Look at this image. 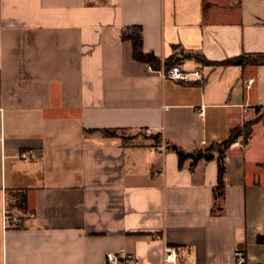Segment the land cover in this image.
Returning <instances> with one entry per match:
<instances>
[{
	"label": "crops",
	"instance_id": "obj_1",
	"mask_svg": "<svg viewBox=\"0 0 264 264\" xmlns=\"http://www.w3.org/2000/svg\"><path fill=\"white\" fill-rule=\"evenodd\" d=\"M131 27L145 54L203 82L135 62ZM243 55H264V0H0V264H105L120 250L139 264H237V252L264 264V65L219 66ZM248 122L220 213L216 162L179 168L152 143L190 152ZM144 131L140 144L125 134ZM13 215L22 224L5 226Z\"/></svg>",
	"mask_w": 264,
	"mask_h": 264
},
{
	"label": "trees",
	"instance_id": "obj_2",
	"mask_svg": "<svg viewBox=\"0 0 264 264\" xmlns=\"http://www.w3.org/2000/svg\"><path fill=\"white\" fill-rule=\"evenodd\" d=\"M122 42H130L132 44V57L137 63L145 65L148 69L154 72H161L163 69L166 71L178 64L177 61L167 60L162 62L156 58L153 54H145L143 52V37L140 27H131L124 29L121 33ZM264 65V55H243L238 58L227 60L219 66L222 67H257ZM255 122H248L240 128H236L230 131L226 140L221 143H214L205 148H198L193 151H185L181 147L169 142L165 143V150L172 152L177 156L178 166L182 168L186 162H190V170H193L199 162L210 163L215 161L217 164V186L214 190L215 211L220 213L222 211L221 202L224 199L225 191V160L226 154L231 149L232 145L241 140L242 148H245L251 138L252 129ZM107 138H117V131H96ZM155 141L160 142L162 139L160 136L154 137ZM216 213L213 210V214ZM256 243L259 246L264 247V235L258 236Z\"/></svg>",
	"mask_w": 264,
	"mask_h": 264
},
{
	"label": "built area",
	"instance_id": "obj_3",
	"mask_svg": "<svg viewBox=\"0 0 264 264\" xmlns=\"http://www.w3.org/2000/svg\"><path fill=\"white\" fill-rule=\"evenodd\" d=\"M150 70V69H149ZM162 79L163 80H169L173 82L178 83H190L192 79H197L198 81L203 82V78L201 77L199 72H193V73H185L183 72L181 65L178 63L174 67L163 70L162 71ZM249 83H252L250 81ZM199 116L203 117V109H200ZM238 142L234 143L232 146L238 147ZM22 159H31L33 158V153H24L20 155ZM4 224L7 227H19L22 224L21 217L19 215H13L11 217L5 218ZM176 253L173 250L168 249L167 250V258L166 261L171 263L175 262L176 260ZM234 258L237 262V264H245V257L242 253L237 252L234 254ZM105 264H139L137 261L133 260L129 255L125 253L124 250H120L118 253H108L106 255V262Z\"/></svg>",
	"mask_w": 264,
	"mask_h": 264
},
{
	"label": "rangeland",
	"instance_id": "obj_4",
	"mask_svg": "<svg viewBox=\"0 0 264 264\" xmlns=\"http://www.w3.org/2000/svg\"><path fill=\"white\" fill-rule=\"evenodd\" d=\"M118 134H120V132ZM122 134H124V133H122ZM125 134L128 136L129 140H131V139L133 140V143H135V141H136V143L140 144V143H144L147 140H150V138H148V133L146 131H144V132H134V133L125 132ZM152 143H153V146L156 147V148H160V149L164 150L165 147H166L163 140H161L159 143L154 142V141Z\"/></svg>",
	"mask_w": 264,
	"mask_h": 264
}]
</instances>
